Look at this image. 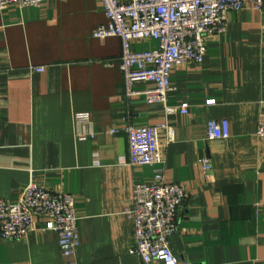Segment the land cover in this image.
<instances>
[{
    "label": "crops",
    "instance_id": "obj_1",
    "mask_svg": "<svg viewBox=\"0 0 264 264\" xmlns=\"http://www.w3.org/2000/svg\"><path fill=\"white\" fill-rule=\"evenodd\" d=\"M105 23L98 0L0 9V199L16 203L31 180L71 195L76 264H144L130 254L126 212L133 186L160 170L164 183L186 192L170 241L179 264H264V140L255 137L264 112V8L228 13L202 63L173 69L167 105L186 104L184 115L126 97L120 40L92 37ZM156 47L132 42L131 51ZM211 120H226L229 137L207 141ZM162 123L174 139L157 130L160 163L130 167L126 127ZM0 264H63L56 234L34 220L25 238L0 240Z\"/></svg>",
    "mask_w": 264,
    "mask_h": 264
},
{
    "label": "built area",
    "instance_id": "obj_2",
    "mask_svg": "<svg viewBox=\"0 0 264 264\" xmlns=\"http://www.w3.org/2000/svg\"><path fill=\"white\" fill-rule=\"evenodd\" d=\"M45 0H0V9L9 6L38 8ZM106 18L104 25L92 33L97 40L118 38L121 43L120 70L126 97H141L147 105L160 104L165 116L186 114L187 105H167V94L173 91L170 75L174 68L188 63L201 64L210 37L226 32L228 13L246 8L260 12L264 0H98ZM155 41L157 47L145 52L131 51L132 42ZM40 73L43 68L33 69ZM135 83H149L151 88L136 91ZM78 121L87 122V116ZM166 129L168 142L174 130L166 123L148 127L128 125L125 129L130 167H154L160 163L157 130ZM116 130L109 131L114 135ZM83 137V136H82ZM80 137V138H82ZM229 137L226 120L206 124V140ZM255 137L264 140V112L261 113ZM208 169L206 161H201ZM186 198L181 185L166 184L162 171L156 170L149 184H135L132 204L126 216L133 228L134 245L130 254L144 264H179L171 252L170 241L176 231V215ZM74 197L52 193L32 180L14 204L0 199V240L25 238L36 219L45 220L46 229L56 234L63 264H76L74 257L80 245Z\"/></svg>",
    "mask_w": 264,
    "mask_h": 264
}]
</instances>
